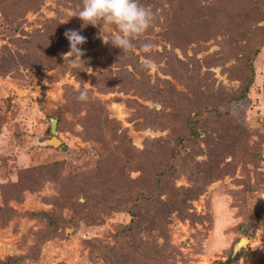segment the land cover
Here are the masks:
<instances>
[{
	"label": "rangeland",
	"instance_id": "obj_1",
	"mask_svg": "<svg viewBox=\"0 0 264 264\" xmlns=\"http://www.w3.org/2000/svg\"><path fill=\"white\" fill-rule=\"evenodd\" d=\"M143 6L123 52L70 17L83 0H0V262L264 264V0Z\"/></svg>",
	"mask_w": 264,
	"mask_h": 264
},
{
	"label": "clouds",
	"instance_id": "obj_2",
	"mask_svg": "<svg viewBox=\"0 0 264 264\" xmlns=\"http://www.w3.org/2000/svg\"><path fill=\"white\" fill-rule=\"evenodd\" d=\"M73 16L78 17L83 25L90 24L94 27L101 23L115 25L117 34L111 39H103L105 43H111L123 52L133 47V41L142 37L155 19L154 13L143 6L140 0H83V7L79 12L70 15V17ZM64 35L70 44V50L65 54L72 61L71 66L82 70L84 61L81 57L84 53L78 46L85 43L86 38L74 30H68ZM140 47L145 53H150L153 45L150 42H143ZM141 67L145 71L156 70V65L150 59L143 60ZM78 91L77 99L86 101L87 91L79 89Z\"/></svg>",
	"mask_w": 264,
	"mask_h": 264
},
{
	"label": "trees",
	"instance_id": "obj_3",
	"mask_svg": "<svg viewBox=\"0 0 264 264\" xmlns=\"http://www.w3.org/2000/svg\"><path fill=\"white\" fill-rule=\"evenodd\" d=\"M144 1H146V2H144ZM150 0H140V3L142 4V5H144V4H146V3H148ZM178 25V21L174 24V25H172L173 27H174V31H175V28H176V26ZM172 32L173 34H176L177 32ZM172 33H171V37L170 38H168V41H171L170 43H172L171 44V46H175V45H177L178 43H180L181 42V38H178V37H180L178 34H176V38L175 37H172ZM89 42V44L91 45V40L90 41H88ZM88 42H87V44H88ZM173 42H178V43H174L173 44ZM184 43V42H183ZM89 44L88 45H86V43L84 44V45H82V47H86V46H89ZM179 45V44H178ZM49 59L48 60H45V62H47V63H49ZM38 68H42V67H38ZM37 68V69H38ZM153 93L155 92L154 90L152 91ZM41 169H44V168H41ZM46 171H37V172H35V173H33V174H31V175H25V173H24V175H22V176H20V182L23 184V185H27V183H29L31 180H38V179H40V178H42V177H44L45 175H46ZM164 176H165V173H163V175L161 176H159L157 179H158V181L160 180V179H165L164 178ZM18 180V181H19ZM166 180V179H165ZM166 181H168V179L166 180ZM170 182V181H169ZM17 183V182H16ZM160 183H162V182H160ZM7 185L9 186L10 184H8L7 183ZM172 185V184H171ZM20 187V186H19ZM173 187V186H172ZM14 189H16V188H14ZM162 184L160 185V187H159V193L160 192H162ZM152 194H156V193H152ZM85 201L87 202V199H85ZM108 201H113V200H108ZM87 204H88V206L89 207H91L92 206V204H90L89 202H87ZM128 212H129V214H130V216H131V218L132 219H134V217H135V215H137L136 217H138V219H139V214H137L136 213V211H134L133 209H131L130 210V208H128V210H127ZM42 215H45V213H41ZM143 219H144V217H143ZM152 224H153V222H152V219H150V222L147 224L148 226H152ZM236 256V257H235ZM237 253L234 255V256H228L225 260H223V261H218V263L219 264H231L233 261H234V259H236L237 258ZM0 264H9V262L8 261H3V262H0Z\"/></svg>",
	"mask_w": 264,
	"mask_h": 264
},
{
	"label": "water",
	"instance_id": "obj_4",
	"mask_svg": "<svg viewBox=\"0 0 264 264\" xmlns=\"http://www.w3.org/2000/svg\"><path fill=\"white\" fill-rule=\"evenodd\" d=\"M50 132L52 134V136L49 139H46L44 141L45 144H49V145H56L59 144L60 141L57 137L54 136V134L56 133V120L55 119H51V124H50ZM246 238L245 237H241L238 242H236V244L234 245V249H240L242 246H244L246 244Z\"/></svg>",
	"mask_w": 264,
	"mask_h": 264
}]
</instances>
